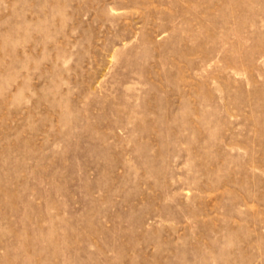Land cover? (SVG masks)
I'll list each match as a JSON object with an SVG mask.
<instances>
[{
    "label": "rangeland",
    "instance_id": "rangeland-1",
    "mask_svg": "<svg viewBox=\"0 0 264 264\" xmlns=\"http://www.w3.org/2000/svg\"><path fill=\"white\" fill-rule=\"evenodd\" d=\"M0 264H264V0H0Z\"/></svg>",
    "mask_w": 264,
    "mask_h": 264
}]
</instances>
